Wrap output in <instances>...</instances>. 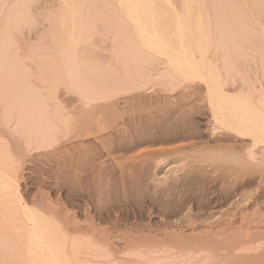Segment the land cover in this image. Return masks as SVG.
<instances>
[{
  "label": "rangeland",
  "instance_id": "obj_1",
  "mask_svg": "<svg viewBox=\"0 0 264 264\" xmlns=\"http://www.w3.org/2000/svg\"><path fill=\"white\" fill-rule=\"evenodd\" d=\"M146 2L164 51L125 0H0V264L41 263L25 209L60 264H264V0Z\"/></svg>",
  "mask_w": 264,
  "mask_h": 264
},
{
  "label": "bare ground",
  "instance_id": "obj_2",
  "mask_svg": "<svg viewBox=\"0 0 264 264\" xmlns=\"http://www.w3.org/2000/svg\"><path fill=\"white\" fill-rule=\"evenodd\" d=\"M147 1V0H146ZM145 0H125V2L129 5L128 7H129V11H128V13H129V15H130V19H132V21L134 22V24H135V26L139 29V31H140V33H141V35H142V37L144 38V40H146V42H147V44L149 45V46H151V47H153V48H155V49H157V50H161V51H164L165 49H163V48H165L166 47V45H165V43L163 42V40H162V38L155 32H152L150 29H149V23L151 24L152 22H153V12L151 13V10H150V7H151V5L152 4H150V3H148V2H146ZM125 3V4H126ZM150 4V5H149ZM144 6L146 7L145 9L148 11V14L146 15V16H141L142 14V12L145 10H141L140 8L142 7V8H144ZM140 10H141V12H140ZM146 17H147V19L148 20H150L151 19V21H149V22H147L146 20ZM153 19V20H152ZM153 24H154V22H153ZM164 45H165V47H164ZM6 53V52H5ZM4 54V53H3ZM177 64L180 66V67H182V66H184V65H182V63H181V65H180V62H177ZM186 65V64H185ZM189 66H190V64H188ZM187 66V65H186ZM192 67V66H191ZM190 68V67H189ZM24 90L26 89V88H23ZM22 89V90H23ZM21 90V93H19V94H22L23 93V91ZM33 94V93H32ZM32 94H31V96H32ZM23 95V94H22ZM34 105V107L36 108V103L35 104H33ZM39 105H41V104H39ZM32 106V105H31ZM43 106V105H42ZM42 106H39V107H41V108H43ZM26 106H24V108H25ZM33 107V106H32ZM32 107H30V108H25L26 110L28 109V110H31V108ZM35 108H32V109H34L33 110V113L32 114H34L35 112V110L37 109H35ZM23 111H25L24 109H22ZM39 112H38V114H40V110H38ZM42 111V110H41ZM30 112V111H29ZM44 112V111H43ZM31 114V115H32ZM43 114V113H42ZM34 116V115H33ZM241 116V119L243 118V116L242 115H240ZM246 117V116H245ZM244 117V118H245ZM240 119L241 121V123H243L244 121L243 120H247V118L246 119ZM246 123L248 124V121H246ZM246 123H243V124H245V125H247ZM249 125V124H248ZM246 126V129L248 128V129H252V127L251 126ZM262 128H264V127H262ZM262 128H260V130L261 131H259L258 130V128L256 129V130H258V132L259 133H261V132H263L264 133V130L262 131ZM262 134V133H261ZM259 139V138H258ZM1 153V152H0ZM1 156V155H0ZM1 159V158H0ZM8 160V159H7ZM0 165H1V163H0ZM5 167L3 166V168L2 169H4ZM2 169H1V167H0V185H2L1 187H0V192H1V196L2 195H5V196H8V197H6V199H10L12 202H14V200H15V205H18V202L20 203V196H19V194L18 193H16L17 191L15 190V192H13V190L11 191L12 192V195L10 194V193H8L9 192V190H7V193H6V190H4V189H8V187L6 188V186H9L7 183V177L5 176V170L4 171H2ZM4 172V174H2ZM3 176H5V178H6V182L3 180V177H2V175ZM4 178V179H5ZM7 184V185H6ZM1 188H4L3 190H1ZM10 189V188H9ZM4 193V194H3ZM10 194V195H9ZM9 196H11V198L9 197ZM12 196H13V199H12ZM4 197V196H3ZM2 198V197H1ZM1 200H5V198L4 199H1ZM16 201H17V203H16ZM11 202V203H12ZM8 203V202H7ZM10 203V202H9ZM0 205H3V206H6L7 205V207H9V205L10 204H6V205H4V201L3 202H1V204ZM7 207H5V209L7 208ZM12 207V206H11ZM10 208V207H9ZM3 210V212H4V214H6L5 213V211H4V209H2ZM9 210L11 211L12 209H6V211L7 212H9ZM23 210V209H22ZM27 209H25V215H27L25 218H26V220H27V222H28V225H31V230L29 231V233L27 234L26 233V235L28 236V240L26 239V241H27V248H33L31 251H34V253H32V254H35L36 256H34V259H35V257H37L38 259H39V261L41 262V263H38V261L36 262V264H60V262H59V260H58V257L56 256V254L55 253H53L54 251H52L51 250V248H63L64 246L62 245V243L60 242V241H58V239H57V237H56V232H55V229L53 230V228L51 227V226H53L52 224H50V223H48L49 224V228L51 229H49V228H47L45 225H44V222H42L41 221V218H38L36 215H34V214H32V213H30V211H28L30 214H26V211ZM14 213V212H13ZM24 213V212H23ZM15 214V213H14ZM219 214V213H218ZM1 216V215H0ZM211 216V215H210ZM213 217V216H212ZM211 217V218H212ZM2 218V217H1ZM9 218V221H11L10 220V217H8ZM8 218H6V219H8ZM208 218V217H207ZM5 219V220H6ZM11 219H12V214H11ZM210 219V218H209ZM1 220H3V222H4V219H1ZM13 220H16V219H13ZM12 220V221H13ZM190 220V219H189ZM199 220V219H198ZM8 221V220H7ZM2 222V221H1ZM189 222V221H188ZM190 222H191V220H190ZM207 222V221H206ZM10 223V222H9ZM12 223V222H11ZM13 223H15V222H13ZM200 223V222H199ZM198 223V224H199ZM3 223H0V226L2 225ZM5 224V223H4ZM3 224V225H4ZM192 223H190V225H191ZM210 224V223H209ZM229 224H231V223H229ZM3 225H2V227H3ZM7 225V224H6ZM12 225V224H11ZM17 225V224H16ZM44 225V226H43ZM47 225V224H46ZM212 225V224H211ZM223 225V224H222ZM15 226V225H14ZM14 226H12L13 228H14ZM193 226H196V225H194L193 224ZM230 226V225H229ZM16 228L18 227L19 228V224H18V226H15ZM30 227V226H29ZM190 227V226H189ZM191 227H192V225H191ZM200 227V226H199ZM211 226H209V228L208 229H211L210 228ZM224 227H225V225H224ZM228 227V226H227ZM231 227V226H230ZM15 228V229H16ZM194 228V227H193ZM198 228V227H197ZM217 228V227H216ZM21 229V228H20ZM67 229H69V228H66V230ZM189 229V228H188ZM206 229V228H205ZM205 229H204V233H205ZM221 229V228H220ZM19 230V229H18ZM18 230H17V232H18ZM183 230V229H182ZM223 230V229H222ZM230 230V229H229ZM22 231V230H21ZM23 231H24V227H23ZM28 231V230H27ZM58 231V230H57ZM68 231V230H67ZM186 231V230H185ZM188 231V230H187ZM186 231V232H187ZM189 231H191V229L189 230ZM209 231V230H208ZM207 231V232H208ZM216 231H219L218 230V228H217V230ZM225 231H227V230H225ZM224 231V232H225ZM4 232V231H3ZM55 232V233H54ZM191 232H193V231H191ZM223 232V231H222ZM4 233H6V232H4ZM23 232H19V234H22ZM134 233V232H133ZM182 233V232H181ZM180 233V234H181ZM209 233H210V231H209ZM212 234H213V232H211ZM227 233V232H226ZM226 233H224V235L226 234ZM3 234V233H2ZM0 235V236H3V235ZM7 234V233H6ZM18 234V235H19ZM131 234V236H130V239H132L131 237H132V233H130ZM177 234V233H176ZM189 234V233H188ZM191 234V233H190ZM218 234H220V232L218 233ZM8 235V234H7ZM6 235V236H7ZM128 235H129V233H128ZM135 235V234H134ZM209 235V234H208ZM211 235V234H210ZM214 235H215V232H214ZM217 235V234H216ZM221 235H222V233H221ZM19 236H21V235H19ZM26 236V237H27ZM58 236V235H57ZM96 236V235H95ZM124 236V235H123ZM191 236H192V234H191ZM205 236V235H204ZM219 236V235H218ZM217 236V237H218ZM226 236V235H225ZM229 236V235H228ZM3 237H5V235L3 236ZM24 237H25V234H24ZM25 237V238H26ZM59 237V236H58ZM91 238L89 239V241L91 242V240H93V242H96V241H94V240H96V237L94 238V234H92V236H90ZM102 237V236H101ZM104 237V236H103ZM107 237V236H106ZM139 237V236H138ZM175 237H179V236H176L175 235ZM189 237V236H188ZM193 237H195V236H193ZM192 237V238H193ZM203 237V236H202ZM221 237V236H220ZM222 237H223V235H222ZM105 238V237H104ZM128 238V237H127ZM137 238V237H136ZM180 238H182V237H180ZM191 238V239H192ZM196 238V237H195ZM204 238V237H203ZM202 238V239H203ZM207 238V234H206V237H205V239L204 240H202L200 243V247H202V248H204V249H206V251H208V252H210L212 255L213 254H215V255H217V257H218V250H223L224 248L226 249L227 248V246H225V244L224 245H222V243L220 244V243H216V242H213V240L210 238H208V239H206ZM219 238V237H218ZM217 238V239H218ZM229 238V237H228ZM129 239V238H128ZM127 239V240H128ZM183 239H185V237H183ZM189 239V238H188ZM227 239V238H226ZM231 239V238H230ZM97 240H102V238L101 239H98L97 238ZM108 240V239H107ZM123 240H124V237H123ZM126 240V241H127ZM133 240H134V238H133ZM178 240H180V239H178ZM186 240V239H185ZM184 240V241H185ZM190 240V239H189ZM210 240V241H209ZM211 240H212V242H213V244L211 243H209V242H211ZM215 241H216V236H215V239H214ZM228 240V239H227ZM231 240H233V239H231ZM236 240V239H235ZM239 240V238L237 239V241ZM242 240H243V238H242ZM103 241V240H102ZM125 241V242H126ZM138 241V240H137ZM175 241V240H174ZM180 241H183V240H180ZM179 241V242H180ZM220 241V238L217 240V242H219ZM230 241V240H229ZM234 241V240H233ZM241 241V240H240ZM253 241V240H252ZM61 244H60V243ZM128 242V241H127ZM131 242H132V240H131ZM165 242V241H164ZM176 242V241H175ZM178 242V241H177ZM190 242V241H189ZM208 242V243H207ZM242 242V241H241ZM241 242H239V243H237V242H235L234 244H233V242H232V245L234 246V245H236V243H237V248H239V246H241L242 244H245V245H243L242 247H244V246H247L248 244H249V242H251V240L250 241H248L247 243L248 244H246V242L245 241H243V242H245V243H241ZM4 244L6 243V241H4L3 242ZM139 243V242H138ZM141 243V242H140ZM174 243V242H173ZM173 243H172V245H173ZM181 243L182 242H180V245H178L179 243H177V245L175 246V247H177V248H175L176 249V251H177V253L179 254V257H180V262H178L179 264H194L195 262H193V261H195L196 259H197V257H196V255H198V251H196V248L198 247V248H200L199 246H197V247H195L194 245L193 246H191V247H189L190 245H191V243L192 242H190V245L188 246V247H185V245L183 246V245H181ZM194 243H196V241L194 242ZM230 243V242H229ZM252 243V242H251ZM250 243V244H251ZM6 244H9V243H6ZM18 244V243H17ZM67 244V243H66ZM75 244V243H74ZM96 244V243H95ZM108 244V243H107ZM128 244H130L129 242H128ZM134 244H136V241H135V243ZM176 244V243H175ZM185 244V243H184ZM228 244V243H227ZM238 244H239V246H238ZM250 244L248 245V246H250ZM10 245V244H9ZM9 245H7V247H9ZM76 245V244H75ZM127 245V244H126ZM131 245V244H130ZM139 245H141V244H139ZM170 245V244H169ZM6 246V245H5ZM128 246V245H127ZM15 247H18V246H15ZM24 247V246H23ZM229 247H232L231 246V243L228 245V248ZM45 248V250H43ZM49 248H50V250H49ZM169 248V247H168ZM219 248H221V249H219ZM223 248V249H222ZM49 251H47V250ZM203 250V249H202ZM41 251V252H40ZM46 252H47V254H49V255H46ZM209 253V254H210ZM211 255V256H212ZM220 255V254H219ZM214 257V256H213ZM36 258V259H37ZM219 258H220V256H219ZM221 259V258H220ZM34 261V260H33ZM36 261V260H35ZM34 261V262H35ZM35 264V263H34ZM195 264H197V263H195Z\"/></svg>",
  "mask_w": 264,
  "mask_h": 264
}]
</instances>
